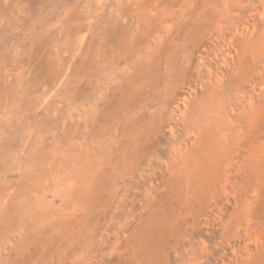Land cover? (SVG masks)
<instances>
[{"label": "rangeland", "instance_id": "rangeland-1", "mask_svg": "<svg viewBox=\"0 0 264 264\" xmlns=\"http://www.w3.org/2000/svg\"><path fill=\"white\" fill-rule=\"evenodd\" d=\"M0 264H264V0H0Z\"/></svg>", "mask_w": 264, "mask_h": 264}, {"label": "bare ground", "instance_id": "bare-ground-1", "mask_svg": "<svg viewBox=\"0 0 264 264\" xmlns=\"http://www.w3.org/2000/svg\"><path fill=\"white\" fill-rule=\"evenodd\" d=\"M84 37V36H83ZM176 111V110H175Z\"/></svg>", "mask_w": 264, "mask_h": 264}]
</instances>
